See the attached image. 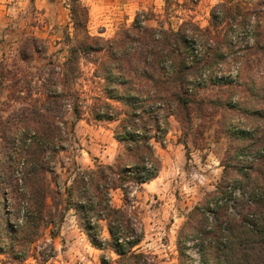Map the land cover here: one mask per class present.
Instances as JSON below:
<instances>
[{"label":"trees","instance_id":"trees-1","mask_svg":"<svg viewBox=\"0 0 264 264\" xmlns=\"http://www.w3.org/2000/svg\"><path fill=\"white\" fill-rule=\"evenodd\" d=\"M69 6L75 29L85 30L87 7L81 0H69ZM217 10L223 15L221 21L236 19L237 15L240 20L236 26L254 28V42L245 47L247 52H254L256 59L251 60L247 54L241 58L249 63H260L264 56V0H243L235 4L224 0L211 11L215 26L220 23ZM139 22L140 18L136 17L121 40L85 33L69 46L65 61L57 65L60 71L54 66L47 68V73L38 74L39 79L46 75L45 84L55 88L40 92L34 98L32 109L24 107L5 116L0 108L1 254L20 262L30 255L34 258L42 255L33 244L49 225L58 228L65 213L73 209L91 244L103 251L104 263L106 256L114 253L112 264H158L151 254L138 250L143 238L140 222L128 209L112 203L111 192L121 189L124 196H128L131 183L142 185L157 176L160 159L152 141L158 138L149 134L148 121L152 119L157 130L160 124L155 112L150 110L151 105L160 100L173 102L176 113L190 125V113L201 109V102L189 94V77L209 70L220 63L228 49L231 51L233 46L228 36L233 28L219 39L212 37L210 27L203 29L191 20L183 21L177 29L153 28ZM199 39L206 48L200 56L196 53ZM128 42L135 47L127 49ZM33 47L37 49L35 43ZM101 52L106 59L101 63L94 61V74L104 81L107 100H98L95 117L113 119L110 110L115 107L108 99L127 106L125 117L119 119L115 130V138L123 150L115 164L96 160L92 167L76 165L71 180L61 182L55 165L58 153L70 140V130L59 109L62 101L72 94L68 81L77 77L80 58ZM167 64L170 69L167 76L155 78V73L144 72L142 75L150 83L136 88L141 81L140 66L157 71ZM5 79L6 72L0 64V95ZM251 83L256 84V81L251 80ZM250 89L252 101L238 107L226 106L227 111L234 112L235 117L253 129L240 131L229 125L231 118L226 119L227 136L231 141L226 148L224 182L206 201V208L195 211L205 215L203 210L207 209L214 214V221L198 230L201 235L198 264H264V129L260 128L264 122V84L257 90ZM73 109L76 118L81 117L77 103H73ZM230 169L238 176L229 177ZM232 200L235 206L231 205ZM223 208L224 212L220 213ZM181 252L180 264H194V259L185 254L183 248Z\"/></svg>","mask_w":264,"mask_h":264},{"label":"rangeland","instance_id":"rangeland-1","mask_svg":"<svg viewBox=\"0 0 264 264\" xmlns=\"http://www.w3.org/2000/svg\"><path fill=\"white\" fill-rule=\"evenodd\" d=\"M81 1L88 10L85 30L75 29L69 0H0V64L6 72L0 108L5 116L24 107L32 109L34 98L40 92L43 94L46 88H55L45 84L46 75L39 79L38 74L47 73V68L62 64L69 46L85 33L121 40L136 17L140 18L139 23L153 28L164 26L177 29L183 21L191 20L203 29L210 27L212 37L219 39L227 36L228 30L233 28L228 36L233 46L231 51L228 49L220 63L209 70L189 77V94L201 102L202 109L191 111L190 125L176 113L173 102L160 100L151 105L150 110L155 112L160 124V130H157L153 126L154 121H148L151 127L149 134L158 138V141H152L160 159L157 176L142 185L131 183L128 196H124L121 189L111 192L112 203L128 209L140 222L143 238L137 246L138 250L151 254L158 264H180L183 248L185 254L194 259V264H198L201 257L198 230L214 221V214L207 209L203 210L205 215L195 211L206 208V201L224 182L226 148L231 141L227 136L226 119L231 118L229 125L240 131L253 129L244 120L235 117L234 112L227 111L226 106L238 107L248 100L252 101L249 98L250 88L257 90L259 85L264 84V56L260 63H249L241 58V55L247 54L251 60L256 59L254 52H247L245 47L254 42V28L236 26L240 20L237 15L236 19L221 21L223 15L220 10L216 11L220 23L215 26L211 11L224 0ZM232 2L242 3L243 0ZM33 43L37 46L36 50ZM125 45L127 49L135 47L129 42ZM205 51L202 39L197 40L196 53L200 56ZM103 53L81 57L77 77L68 81L72 94L62 101L59 113L68 122L66 127L70 130V140L58 153L55 165L61 182L71 180L76 165L92 167L96 160L115 164L116 157L123 150L115 138V130L119 119L125 117L127 106L121 101L108 99L115 107L110 110L113 119L95 117L94 108L100 104L98 100H107L103 92L104 81L94 74V61L101 63L102 59H106ZM56 71L60 69L57 67ZM144 72L155 73L157 78L167 76L170 69L168 64L157 71L151 68L144 70L140 66L141 81L136 88L150 83L142 75ZM251 80H255L256 84L252 85ZM73 103L79 106V118H76ZM260 126L264 129V122ZM228 174L229 177L238 176L233 169ZM237 193H240L239 189ZM231 205L235 206V200L231 201ZM223 212L224 208L220 213ZM52 234H55L54 237ZM33 245L42 255L37 254V258L30 255L20 262L0 253V264H112V258L116 257L110 253L106 256V263L102 261L103 251L91 244L73 209L65 213L58 228L49 225L43 230L42 236Z\"/></svg>","mask_w":264,"mask_h":264},{"label":"built area","instance_id":"built-area-1","mask_svg":"<svg viewBox=\"0 0 264 264\" xmlns=\"http://www.w3.org/2000/svg\"><path fill=\"white\" fill-rule=\"evenodd\" d=\"M249 159H252V157H248Z\"/></svg>","mask_w":264,"mask_h":264}]
</instances>
